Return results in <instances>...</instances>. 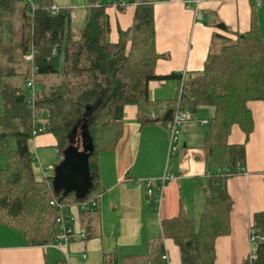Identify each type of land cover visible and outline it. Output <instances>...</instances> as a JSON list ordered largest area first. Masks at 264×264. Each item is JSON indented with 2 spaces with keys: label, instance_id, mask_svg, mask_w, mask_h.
Listing matches in <instances>:
<instances>
[{
  "label": "trees",
  "instance_id": "obj_1",
  "mask_svg": "<svg viewBox=\"0 0 264 264\" xmlns=\"http://www.w3.org/2000/svg\"><path fill=\"white\" fill-rule=\"evenodd\" d=\"M129 2L115 7L123 11L135 5ZM53 4L54 0H36L32 10L26 0H0V152L8 153L7 165L0 170V224L21 231L28 244L46 245L58 234L57 218L67 216L51 201L63 205L82 201L74 191H57L54 176L36 175L30 147L37 136L34 124L41 127L39 134L55 137L61 160L74 135L83 140L87 124L86 139L93 141L89 166L95 179L83 200L95 199L97 206L81 212L86 239L105 189L98 179V155L117 147L126 107L137 106L141 125H165L180 103L190 111L207 105L213 108L204 141L210 174L200 219L183 212L164 219L163 235L149 238L147 252L125 255L121 264H168L163 258L165 238L179 247L182 264H214L217 238L231 231L233 201L224 180L238 172L246 158V144L230 143L229 136L234 126L249 136L254 129L249 102L264 101V39L255 8L250 29L232 37L216 33L203 69L187 76L156 73L163 55L156 46L154 0L135 5L133 23L119 30L117 41L110 38L108 11L114 0H89L88 21L79 30L72 27L71 6L52 14ZM31 48L37 53L32 63H26L24 56ZM31 76L38 89L32 107L26 85ZM172 77L185 85L182 98H152L151 81ZM11 139L16 140L15 149L9 147ZM253 226L264 237V211L255 213ZM104 264H120L119 257L109 255ZM247 264H264V240L258 244L257 258Z\"/></svg>",
  "mask_w": 264,
  "mask_h": 264
},
{
  "label": "crops",
  "instance_id": "obj_2",
  "mask_svg": "<svg viewBox=\"0 0 264 264\" xmlns=\"http://www.w3.org/2000/svg\"><path fill=\"white\" fill-rule=\"evenodd\" d=\"M197 1L154 0L156 46L163 55L156 65L158 75L185 72L189 76L202 70L215 34L232 37L247 32L254 8L264 39V0H201L198 5ZM135 8L130 5L120 11L114 5L109 7L111 40L119 39L120 29L130 28ZM196 12L200 17H196ZM180 90L179 77L150 83V95L155 99L178 98ZM249 107L254 118L251 134L246 136L240 127L234 126L229 136L230 143L246 144V158L238 172L224 180L233 201L231 231L217 238L214 264H247L251 248L249 229L255 213L264 211V101H251ZM190 112L192 117L182 129L179 149L170 154L166 126L141 125L137 106L128 105L117 147L98 155V179L105 189L98 213L92 215L90 237L73 238L67 243L62 240L61 246L32 245L21 231L0 224V264H63L67 255L74 264H104L105 257L112 254L123 258L146 253L149 238L163 235L164 219L183 212L198 221L204 211L210 174L204 148L208 130L202 127L208 122L202 120L210 117L196 118V111ZM31 142L39 157L35 169L39 178L43 177L42 166L47 167L44 161L49 159L44 152L48 147L54 148L55 158L48 163L54 168H49L52 173L46 170L47 176L53 177L55 160H61L55 137L39 134ZM5 164L6 157L0 155V170ZM166 173L174 174L176 179L164 185L160 202L154 204L146 187H138L136 181L151 178L157 184ZM73 209L78 211L73 214ZM82 211L77 203L66 207L74 228L80 230H75L76 235L85 228ZM165 249L168 264H182L180 249L172 239L165 238Z\"/></svg>",
  "mask_w": 264,
  "mask_h": 264
},
{
  "label": "built area",
  "instance_id": "obj_3",
  "mask_svg": "<svg viewBox=\"0 0 264 264\" xmlns=\"http://www.w3.org/2000/svg\"><path fill=\"white\" fill-rule=\"evenodd\" d=\"M26 1L30 4V6L32 7V10H33L35 8L36 0H26ZM141 1L142 0H132V4L136 5V4H139ZM200 1L201 0H198L196 2L197 5L199 4ZM119 3L121 6H126V5L130 4L129 0H118V1L114 0L113 5L117 6V4H119ZM61 9L62 8L58 7L56 4H53L52 8H51V12H52V14H57L61 11ZM69 10H70V18L72 20H75L77 17V6L73 5L70 7ZM196 17H200L199 12H196ZM57 46L58 45H55L53 48L54 53L57 51ZM36 53H37L36 49L31 48L24 56L25 62L26 63H32L34 58H35ZM26 85L28 88V103H29V106L32 107L35 105L36 94L38 92L36 82L32 76L28 78ZM184 89H185V85H184V83H182L181 90H180V97H179L180 99L182 98V96L184 94ZM191 117H192V115H191L190 110L180 103L177 106V109L175 111L173 118L165 123V126L169 132V140H170L169 153L170 154L175 153L179 149L182 129H183L184 125L191 120ZM151 118H154L153 114L151 115ZM202 122L206 123V122H208V120H202ZM41 130H42L41 127L34 124L33 135L34 136L38 135ZM31 159H32L33 164L39 162V157H38L37 153H32ZM49 168L53 169L54 166H47V167L42 166L43 177L47 176L46 170ZM174 179H176V176L174 174L166 173L163 177L158 179L157 184L154 183V179L147 178V179L137 180L136 185L138 187H141L142 185H144L147 189L148 195L152 199V202L154 204H158L160 202L161 197H162L164 185L168 181H172ZM51 204L53 206H56L57 209H62V210H66V207L68 206V205L60 204L56 200H52ZM77 204L80 207V209L88 211V210L93 209L97 206V201L95 199H93L91 201L82 200V201L78 202ZM72 220H73L72 217H70L69 215L65 216L63 214H60V216L57 218V222L59 224V231H58V234H57L55 240L51 242L52 244H54L56 246H61V245H63V241L65 243H67L73 238H77V237L85 238L86 237L85 230H83L81 234L76 235L74 224H73ZM249 239H250V243H251V248H250V253L248 255V261L252 262L258 256V244H259V242L261 240H264V237H261L257 234V230L253 226V224L250 226V229H249ZM84 257H85V255H84ZM163 258L165 260H168L169 259L168 254L165 253L163 255ZM63 264H74V263L69 259L68 255H67Z\"/></svg>",
  "mask_w": 264,
  "mask_h": 264
},
{
  "label": "water",
  "instance_id": "obj_4",
  "mask_svg": "<svg viewBox=\"0 0 264 264\" xmlns=\"http://www.w3.org/2000/svg\"><path fill=\"white\" fill-rule=\"evenodd\" d=\"M82 131V146L80 138L72 137V143L65 150L60 163L55 167L53 185L57 191L64 194L75 192L76 197L83 200L94 186L95 175L91 172L89 158L93 147L92 139L87 140L89 131L84 123Z\"/></svg>",
  "mask_w": 264,
  "mask_h": 264
},
{
  "label": "rangeland",
  "instance_id": "obj_5",
  "mask_svg": "<svg viewBox=\"0 0 264 264\" xmlns=\"http://www.w3.org/2000/svg\"><path fill=\"white\" fill-rule=\"evenodd\" d=\"M54 3L60 8H65V7L72 6V5L77 6V19H75L73 21V23H72L73 29L79 30V29L83 28L86 25V23L88 21V18H89V5H90L89 4V0H54ZM18 80H20V79L19 78L13 79V81L15 83L19 82ZM212 114H213V108L211 106H207L206 105V106H201L194 113V116L196 118H199V117L202 118V117H210ZM202 127L205 130H208L209 129V124L203 125ZM16 144H17L16 140L15 139H11L10 142H9L10 149H15L16 148ZM30 145H31L30 147H31L32 152L35 153V149H34L33 143L31 142ZM46 149H47V151L44 152V154L47 153V158H49V159L46 160V162L44 161V164H45V166H48V163L52 161V158H55L56 154L54 152V148L53 147H48ZM40 150H43V149H40ZM0 155H3V157H6V164L5 165H7L8 153L6 151H3V152H0ZM42 159H43V157H42ZM55 162H56V165H58L60 163V161L58 159L55 160ZM37 166H38V163H36L34 165V168L36 169ZM51 171L52 170L49 169L48 172H51ZM75 211H78V210L73 209V214H74ZM75 230L78 233L80 232V230L77 227L75 228ZM119 260H120V264H121L122 258L120 257Z\"/></svg>",
  "mask_w": 264,
  "mask_h": 264
},
{
  "label": "flooded vegetation",
  "instance_id": "obj_6",
  "mask_svg": "<svg viewBox=\"0 0 264 264\" xmlns=\"http://www.w3.org/2000/svg\"><path fill=\"white\" fill-rule=\"evenodd\" d=\"M82 141H83V140L80 138V144H81V146H82Z\"/></svg>",
  "mask_w": 264,
  "mask_h": 264
}]
</instances>
